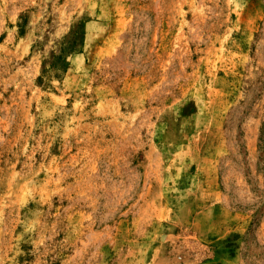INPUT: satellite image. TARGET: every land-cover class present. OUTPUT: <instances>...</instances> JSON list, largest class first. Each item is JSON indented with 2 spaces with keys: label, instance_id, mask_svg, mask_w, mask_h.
Masks as SVG:
<instances>
[{
  "label": "rangeland",
  "instance_id": "obj_1",
  "mask_svg": "<svg viewBox=\"0 0 264 264\" xmlns=\"http://www.w3.org/2000/svg\"><path fill=\"white\" fill-rule=\"evenodd\" d=\"M0 264H264V0H0Z\"/></svg>",
  "mask_w": 264,
  "mask_h": 264
}]
</instances>
